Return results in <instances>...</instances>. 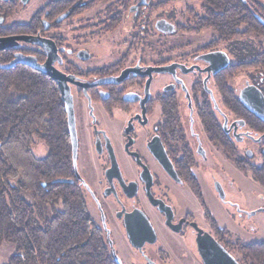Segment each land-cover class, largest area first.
Masks as SVG:
<instances>
[{
    "label": "flooded vegetation",
    "instance_id": "af4514ba",
    "mask_svg": "<svg viewBox=\"0 0 264 264\" xmlns=\"http://www.w3.org/2000/svg\"><path fill=\"white\" fill-rule=\"evenodd\" d=\"M31 1L0 0V76L38 74L43 88L50 81L57 89L63 107L52 74L72 76L76 81L67 82L73 100L76 161L80 152L86 154L91 174L84 178L77 169L74 176L116 264H203L197 238L204 235L243 264L236 242L264 240L244 241L237 224L241 217L264 212V194L256 195L251 186L254 194L248 195L251 201L244 207L228 195L241 193L235 177L242 173L264 190L250 169L264 158V120L239 100L247 87L257 88L264 96L262 71L240 73L234 67L237 55L216 33L183 52L189 43L166 47L160 40L161 35L174 32L212 29L178 30L193 23L202 0L186 7L189 18L185 22H173V14L166 10L168 0H130L128 6L126 0H44L26 18ZM161 1L166 4L158 6ZM256 1L264 7V0ZM97 5L103 8L80 18ZM160 9L167 18L158 16ZM113 17L118 19L114 25ZM121 25L126 35L114 42L117 50H110L103 64L83 67L79 61L91 58L86 47L105 40L104 34ZM168 26L174 30L163 31ZM65 27L73 28L72 41L65 36ZM84 29H90V38L80 43L79 30ZM210 42L219 44L200 49ZM174 46L179 48L169 50ZM26 59L45 65V72ZM157 67L166 68L158 71ZM224 81L233 92L231 97L224 98ZM257 125L261 132L255 131ZM69 140L71 144L70 134ZM88 198L100 222L90 213ZM146 225L153 241L132 244L127 226L138 237L148 233ZM118 240L122 241V247L118 242L121 254L115 246Z\"/></svg>",
    "mask_w": 264,
    "mask_h": 264
},
{
    "label": "trees",
    "instance_id": "16d2710c",
    "mask_svg": "<svg viewBox=\"0 0 264 264\" xmlns=\"http://www.w3.org/2000/svg\"><path fill=\"white\" fill-rule=\"evenodd\" d=\"M202 1L193 23L178 26V30L211 27L220 42L237 55L234 67L240 73L254 69L264 74L263 5L256 0ZM129 3L126 0L125 6ZM163 4L166 1L158 2V6ZM112 21L114 25L118 19ZM251 37L257 38L254 45ZM218 44L210 42L200 49ZM42 84L38 74L0 76V245L9 242L14 247L4 264H116L74 176L66 111L59 92L50 81L45 88ZM221 90L224 98L233 94L225 81ZM239 111H243L240 103ZM260 128L257 125L255 131L261 132ZM35 137L47 147L43 157L32 154ZM262 159L250 169L264 187ZM236 244L241 263L264 264V241L239 240Z\"/></svg>",
    "mask_w": 264,
    "mask_h": 264
},
{
    "label": "rangeland",
    "instance_id": "374dc122",
    "mask_svg": "<svg viewBox=\"0 0 264 264\" xmlns=\"http://www.w3.org/2000/svg\"><path fill=\"white\" fill-rule=\"evenodd\" d=\"M43 2L44 0H32L27 6L26 18ZM195 2H196L195 0H175V1L168 0L166 10L168 13L173 14V18H172L173 22L176 21L185 22L189 18V14L186 10L187 9L186 7L191 6L192 4H196ZM102 8L103 7L101 5H97L93 10L86 12V14L80 18L85 19L87 18V16L93 15L97 10H101ZM158 16L167 18L166 15L163 14L162 9L159 10ZM156 17L157 16H155L154 20L156 19ZM76 21L77 20L75 19L72 20L73 25L74 24L77 25ZM122 26L123 25L119 26L118 29L113 33L104 34L103 36H106L105 40L96 42L97 44H91L90 46L88 45V48L86 47V49L91 54V58L80 60L79 63L83 67L89 68V67H97L103 64L104 62H106L105 60L109 58L108 52L114 49V42L116 43L119 42L120 40L119 38L126 35L122 29ZM65 29H66L65 36L68 38V40L72 41L73 40L72 37L75 34L74 31H72L73 28L65 27ZM98 30L99 28L92 29V31H98ZM89 31L90 29L79 30L80 43H83L84 40L90 38L88 35ZM214 34H215L214 30L208 28L207 30H202L199 32H179V33L174 32L171 34H166V37H162L163 35H161L160 40L166 43V47H169V45H173V43L174 45L175 44L185 45L186 43H189L188 45H185L184 48L181 50V52H183V51H190L191 49L196 48L206 40H209L210 37H212ZM94 36L95 35H91V37ZM255 40H256L255 38H251V45L255 44L254 43ZM152 42L154 44V41ZM116 50L117 48L114 49V51ZM121 50L122 52L126 50V45L122 47ZM239 82L240 84L243 83L242 77L239 78ZM31 148H32V154L35 157H43L47 154L46 145L36 137L34 138L33 144H31ZM87 161L88 160L86 154L80 152L79 155L77 156L76 168L84 178H90V174H91V169ZM242 174L247 176L248 180L244 178ZM242 174H237V176L235 177L241 193L236 196L228 195V197L233 198L234 200L237 201L239 207H244L246 201H251L248 198V195H251V193L254 194L251 190V186H253L256 195L264 194V190L260 186H258L256 183L253 182L251 183L250 180L251 178L249 174H244V173ZM12 183H14V181H12ZM256 199L259 201L261 200L259 196H256ZM28 200L30 199L28 198ZM88 208L92 216L95 218V220L100 222L99 214L96 211V206L90 198H88ZM237 226L239 230L238 235L244 241L264 240V212L257 211L254 213V215L252 216L250 215L249 218L241 217L238 221ZM119 241L121 242V247H122L121 240L116 241L115 246L119 254H121V249L118 244ZM13 253H14V247L9 242H2V244L0 245V264L6 263L8 257ZM151 255L153 256V258L158 259L154 253L151 252Z\"/></svg>",
    "mask_w": 264,
    "mask_h": 264
},
{
    "label": "water",
    "instance_id": "95a60500",
    "mask_svg": "<svg viewBox=\"0 0 264 264\" xmlns=\"http://www.w3.org/2000/svg\"><path fill=\"white\" fill-rule=\"evenodd\" d=\"M173 26H168L163 31L171 32L173 31ZM20 38L26 40H35L30 37H23ZM39 43V42H38ZM25 62L32 64L35 68L40 71H44L45 65H36L30 62L29 59H26ZM10 63L7 66L12 65ZM166 67H157L155 70H164ZM52 77L56 80L58 87L60 89L61 97L64 101V107L67 114V122L69 128V134L71 138V145H72V162L75 172H77L76 168V146H77V139H76V132H75V123H74V113H73V100L69 90V85L67 84L68 81H73L72 76H63L59 74H52ZM101 82V81H99ZM79 83V82H78ZM81 84V83H79ZM96 84V83H93ZM239 100L247 107L249 111L254 113L257 117L264 120V96L261 92L255 87H247L243 89L239 94ZM264 155V150H263ZM126 222V221H125ZM148 233H142L138 237L133 232L134 230L130 229L127 226V235L129 240L134 245H141L144 241H153V232L150 226H145ZM139 239L138 241H136ZM140 241V242H139ZM141 243V244H140ZM197 250L203 261V264H240L233 256H231L221 244H219L216 240H214L210 235L198 236L197 238Z\"/></svg>",
    "mask_w": 264,
    "mask_h": 264
}]
</instances>
